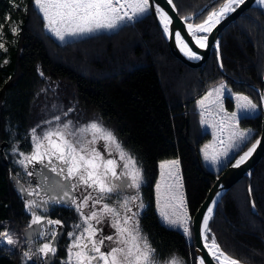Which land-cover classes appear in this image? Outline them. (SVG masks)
<instances>
[{
    "label": "trees",
    "instance_id": "trees-1",
    "mask_svg": "<svg viewBox=\"0 0 264 264\" xmlns=\"http://www.w3.org/2000/svg\"><path fill=\"white\" fill-rule=\"evenodd\" d=\"M11 1L0 0V19L10 12L19 20L15 40L7 41V52L0 51V143H8L5 160L10 163L6 150L23 142L35 117L51 108L48 95L66 110L73 108L71 113L77 119L97 117L114 129L142 164L140 195L145 206L140 223L154 246L163 253L175 251L187 264H196L193 236L187 239L180 230L163 226L157 215L159 162L169 158L179 161L192 216L218 174L201 160L200 148L211 134L201 127L196 100L211 85L224 81L232 91L248 95L260 107L259 93L252 85L263 86L264 9H248L221 32L222 71L215 51L203 67H191L175 57L153 8L147 17L118 29L60 41L45 29L33 0H24L23 8L16 10ZM209 1L173 3L178 14L185 16ZM212 6L194 21H202ZM50 85L56 87L50 89ZM225 103L232 108L230 97ZM241 117L240 126L253 129L246 146H241L243 151L260 132L261 113ZM8 172V164L0 156V224L17 226L19 198ZM67 218L62 219L65 235L79 223ZM209 227L221 249L232 258L264 264V154L251 170V177H242L225 193ZM0 264H21V260L18 253L0 246ZM53 264L63 263L58 259Z\"/></svg>",
    "mask_w": 264,
    "mask_h": 264
},
{
    "label": "snow or ice",
    "instance_id": "snow-or-ice-1",
    "mask_svg": "<svg viewBox=\"0 0 264 264\" xmlns=\"http://www.w3.org/2000/svg\"><path fill=\"white\" fill-rule=\"evenodd\" d=\"M167 3L173 10L176 9L173 0H167ZM243 3L245 0H223L222 3L214 0L212 10L201 22H187L192 18L184 17L187 34L194 45L200 49L207 48L208 34ZM256 3L264 7V0H256ZM153 4L155 0H33V7L42 15L45 29L60 41H65L67 37L90 36L118 29L127 22L150 15ZM215 4H219V7H215ZM155 13L163 34L174 40L188 59H202L181 32L174 29L173 19L168 12L156 5ZM10 19V15H6L5 20ZM18 31V27H10L13 35ZM3 38V24H0V41ZM215 47L219 49V42ZM0 50L7 52L3 42H0ZM3 63L7 64L8 60L5 59ZM220 66L223 67L222 64ZM37 70L41 76L44 75L39 68ZM226 94L230 95V90L221 81L199 101L201 123L213 128L214 139L221 140L217 132L227 134L229 148L242 151L241 145L246 146L251 130L240 131L238 120L242 118L241 114L255 112L258 105L248 96L236 95V111L229 113L224 107ZM259 99L264 103V93L259 95ZM72 111L71 107L64 110L53 103L50 118L42 120L30 130L34 147L29 154L19 151L18 146L12 144L11 151L13 155H19L17 163L28 177L35 176L30 165L34 168L35 164H42L44 169L41 170L37 188L31 187V181L27 182L28 187L21 185L19 188L31 213V223L28 225L31 231L25 230L22 242L5 224H0V228L5 229L0 231V246L8 251L19 247L21 264L38 260L41 255L45 261L55 255L54 241L63 225L60 220L48 219L44 214L48 212L49 204H62L74 208L80 221L68 233L71 243L66 246L67 258L63 264H187L175 251L163 253L154 246L140 223L145 205L140 195L144 177L139 158L102 121L81 123L64 119ZM5 131L10 129L6 128ZM260 143V140H256L233 166L239 167L244 163ZM208 148L205 145L203 150L205 160L219 163L218 155H209ZM223 155L228 157L229 150L225 149ZM178 166L179 161L173 160L162 163L160 168L178 169ZM49 172L54 173L55 177L50 176ZM171 175L170 171H162L161 183L156 186L161 223L167 228L182 229L183 234L191 238V217L183 197L182 183L178 174L175 184L166 183V178ZM38 189H43V196ZM34 195L36 199H27ZM216 203V200H212L213 206L207 207L202 216L201 236L207 256H198V264H211L212 261L215 264H240L221 249L215 235L209 238V221ZM106 227L109 229L107 232ZM38 236H43L46 242L33 251L30 245ZM24 247L28 250H23Z\"/></svg>",
    "mask_w": 264,
    "mask_h": 264
},
{
    "label": "water",
    "instance_id": "water-1",
    "mask_svg": "<svg viewBox=\"0 0 264 264\" xmlns=\"http://www.w3.org/2000/svg\"><path fill=\"white\" fill-rule=\"evenodd\" d=\"M214 4V0L209 1L206 3L201 9L196 11L195 13L191 15H185L180 16L178 14L177 9L173 10L171 5L167 3V0H155V4L152 6L155 9L156 5H159L162 7L173 19V27L175 30H178L181 32V35L185 38L186 41L189 42V46L193 48V51L197 52L202 59L200 60H190L188 59L177 47L174 40L168 39L164 34V37L166 38V41L168 43L169 49L171 53L177 57L179 60H181L183 63L191 66V67H202L205 65L206 61L208 60L209 56L211 55L212 51L216 50L218 55V61L219 65L222 64L221 62V56H220V46L217 50L215 47V44L219 42L220 44V34L224 30L225 27H227L229 24L234 22L242 13H244L246 10L252 7H261L259 4L256 3V0H245V3L241 4L236 10L232 13H230L226 18L222 19L219 24L216 25V27L212 30L210 34H208V47L204 49H200L194 45V42H192L191 37L187 34L186 31V25L187 22H193L195 17L199 14H201L205 9H208ZM219 7V5L217 6ZM156 14V13H155ZM157 17V16H156ZM184 17H191L192 19L190 21H185ZM207 17V16H206ZM158 20V17H157ZM159 23V20H158ZM161 27V26H160ZM162 28V27H161ZM221 67V66H220ZM222 68V67H221ZM263 87L262 89H258L256 86H253L257 89L258 92L264 93V76L262 78ZM261 131L257 138V140H260L261 143L257 146L255 151L245 160L244 163H242L239 167H234L233 165L236 163V160L239 159L241 155H243L244 151L240 156L233 159V161L227 165L225 168L221 169L219 174L215 177L213 183L211 184L210 188L208 189V192L203 199V201L200 203L198 208L196 209L195 213L192 216L191 219V228H192V234H193V243H194V252L196 257L198 256H207V250L203 247V238L201 236V229H202V216L206 213L207 207H212L211 204L212 200H216L217 203L213 207V213L215 212L216 206L223 197V195L243 176H250L251 177V169L259 162L261 157L264 154V103L261 102ZM256 143V141L254 142ZM252 146V145H251ZM250 146V147H251ZM1 158L4 160L5 156L2 151L0 150ZM11 179L13 180L15 190L20 194L19 188L22 185L13 175L11 176ZM219 194V195H217ZM36 226H33L35 228ZM28 229V227L26 228ZM25 229V230H26ZM24 230V233H25ZM28 231H31V229H28ZM62 236V231L59 232V235L54 241V244L56 246V253L55 255H51L46 262L50 263L53 258L57 254L58 250V244L60 241V238ZM237 260V259H236ZM239 261V260H238ZM240 264H246L241 261H239ZM198 264V259H197ZM211 264H215L214 261L211 262Z\"/></svg>",
    "mask_w": 264,
    "mask_h": 264
},
{
    "label": "rangeland",
    "instance_id": "rangeland-1",
    "mask_svg": "<svg viewBox=\"0 0 264 264\" xmlns=\"http://www.w3.org/2000/svg\"><path fill=\"white\" fill-rule=\"evenodd\" d=\"M211 1V0H210ZM23 2H24V0H12L11 1V5H12V8H13V10H16V9H18V8H23V6H24V4H23ZM223 2V1H222ZM221 2V3H222ZM18 5V7H14L13 5ZM219 5V4H218ZM217 5V6H218ZM216 6V7H217ZM152 8H153V10H154V13H155V9H154V7L152 6ZM261 8V7H260ZM250 9V8H249ZM262 9H264V8H262ZM212 10V9H211ZM210 10V11H211ZM247 11V10H246ZM6 15H10V17H11V19L10 20H5V17H6ZM156 15V14H155ZM188 15H191V14H188ZM156 19H157V17H156ZM157 22H158V20H157ZM195 22V21H194ZM201 22V21H200ZM195 23H199V22H195ZM0 24H3V33H4V38H3V40L2 41H0V42H3L4 44H5V47L7 48V41L8 40H10L11 42L12 41H14L15 40V38H16V35L17 34H15V35H13L11 32H10V27H12V26H16V27H18V29H19V20H18V18L17 17H12V15H11V13L10 12H8V13H6L5 14V16H4V19L3 20H1L0 19ZM159 24V23H158ZM160 26V25H159ZM161 28V27H160ZM161 30H162V28H161ZM163 33V32H162ZM54 36V35H53ZM55 37V36H54ZM56 38V37H55ZM67 38H70V37H67ZM66 38V39H67ZM57 39V38H56ZM166 39V38H165ZM58 40V39H57ZM0 51H3V50H0ZM215 52H216V54H217V51L216 50H214ZM4 52V51H3ZM213 52V51H212ZM217 58H218V55H217ZM218 65H219V61H218ZM203 67V66H202ZM219 67H220V65H219ZM220 69L222 70V71H224L223 70V67L221 68L220 67ZM264 76V75H263ZM224 82V81H223ZM219 83V82H218ZM218 83H215V84H213V85H211L208 89H207V91L203 94V95H201L200 97H198L197 98V100H196V106H197V109L199 110V114H200V123H201V109H200V107H199V101L201 100V99H203V97L207 94V92L208 91H210L214 86H216ZM225 83V82H224ZM226 84V83H225ZM227 85V84H226ZM262 85H263V83H262ZM54 86L56 87V85H50V89L51 88H54ZM253 86H256V85H252V87ZM227 87H228V89L230 90V95H228V94H226V97H230L231 99H232V101H233V105H232V108L231 109H229V108H227L226 107V103H225V99H224V106L227 108V111L229 112V113H231V112H233V111H236V107H235V105H236V101H235V96L236 95H244V96H248V95H246V94H244V93H241V92H234V91H232L231 89H230V87L227 85ZM258 89H262V88H260V87H258V86H256ZM263 87V86H262ZM48 88V87H47ZM254 88V87H253ZM49 89V88H48ZM256 91H257V89L256 88H254ZM258 92V91H257ZM259 93V95H260V92H258ZM48 97H50L49 98V103H50V106L53 104V102H54V97H52V96H50V95H48ZM249 97V96H248ZM51 98H53V99H51ZM250 98V97H249ZM251 99V98H250ZM253 102H255V101H253ZM62 103V102H61ZM255 103H257V102H255ZM59 105H60V103H59ZM257 105H258V103H257ZM60 106H62V104L60 105ZM260 107H261V101H260ZM260 107H259V105H258V108H257V110L255 111V112H252V113H247V114H241V116H253V115H256V114H258L259 112L261 113V111H260ZM62 108L64 109V110H66V108H64L63 106H62ZM73 113H69L68 114V116L66 117V118H64V119H71V120H73V121H79V122H81V123H85V122H90V121H93V120H99V121H101L100 119H98L97 117H86V118H82V116H81V118H75L73 115H72ZM44 115V116H43ZM46 115V116H45ZM50 115H51V108H49L48 110H46V111H41L39 114H38V116H36L35 117V119H34V122H32L31 124H30V127H29V130H28V136L26 137V138H24V140H23V142H15V144L18 146V148H19V151H22V152H24L25 154H29L32 150H33V144H32V140H31V134H30V130L33 128V127H35L37 124H39V123H41L42 122V120H44V119H46V118H50ZM261 118H262V114H261ZM240 119V118H239ZM104 123V122H103ZM238 123H239V121H238ZM104 125L106 126V127H108V128H110L111 130H113L114 131V129L110 126V125H107V124H105L104 123ZM44 127H47V125H45ZM201 127H202V129L204 130V131H207V132H209V131H211L212 132V134H213V128L212 127H210V125H206V124H203V123H201ZM238 128H239V130L240 131H248V130H251V134L253 133V129H251V128H247V127H242V126H240V124H239V126H238ZM39 131V130H38ZM260 131H261V128H260ZM114 133H115V131H114ZM211 134V133H210ZM259 134H260V132H259ZM259 134H258V136H259ZM115 135H116V133H115ZM117 136V135H116ZM258 136L253 140V142L245 149V150H243L240 154H238L237 156H235V154H236V152L239 150H237L230 158H229V156L230 155H228V157H225L224 155H223V152H224V150L225 149H228L229 150V152L231 151V149L229 148V145H228V142H227V139H226V137H227V134L225 135V137L223 136V135H221L220 134V137H221V140H223V143H221V140H217V139H214V136L212 137V135H211V137H212V139H211V137H210V139L206 142V143H204L202 146H201V148H200V151H201V158H202V162L205 164V166L207 167V168H209V169H211V170H213V171H215V172H218V174H219V172L221 171V169H223V168H225L227 165H229L232 161H233V159H235V158H237L238 156H240L244 151H246L248 148H250V146L257 140V138H258ZM118 138V137H117ZM249 138V137H248ZM119 139V138H118ZM120 140V139H119ZM121 141V140H120ZM217 144H219V146L217 145ZM205 145H208L209 146V148H208V152H209V155H218V158H219V163H212L210 160H205V158H204V147H205ZM225 145V146H224ZM125 146V145H124ZM242 146V145H241ZM11 148H12V146H10L7 150H6V152H7V154H9V157H10V159H9V161H10V163L11 164H13L14 165V170H10L9 172H8V174H9V178H11V176L13 175L17 180H18V178H20L21 176L20 175H22V174H24L25 175V173H24V170H23V168L21 167V165H19L18 163H17V160H19L20 159V157H19V155L18 154H16V155H13V153H12V151H11ZM4 153V152H3ZM1 156V155H0ZM4 156H5V159H6V155H5V153H4ZM8 157V158H9ZM229 158V159H228ZM3 160V159H2ZM173 160H177V159H174V158H169V159H165V160H162V161H160L159 162V169H158V177H157V180H156V182H155V208H156V212H157V215H158V217H159V220L161 221V217H160V215H159V205H158V203H157V194H156V186H157V184H160L161 183V173H162V171H164V172H171L172 173V175H171V177H167L166 178V183H168V184H175V177H176V175L178 174L179 175V177H180V182L182 183V192H183V197H184V199H185V193H184V186H183V182H182V175H181V170H180V164H179V166H178V169H164V170H162L161 168H160V165L163 163V164H166V163H168V162H171V161H173ZM226 160H228L223 166H222V164H223V162L224 161H226ZM7 162V161H6ZM8 163V162H7ZM222 166V167H221ZM31 167V165L29 166V168ZM253 169V168H252ZM251 169V170H252ZM11 173V174H10ZM217 174V175H218ZM216 175V176H217ZM18 177V178H17ZM244 177V176H243ZM248 177H250V176H248ZM12 181V180H11ZM19 181V180H18ZM162 191L164 190L163 188L161 189ZM16 191V190H15ZM17 192V191H16ZM18 193V192H17ZM17 195H20L19 193L17 194ZM225 195V194H224ZM223 195V196H224ZM222 199V198H221ZM185 201H186V199H185ZM220 202V201H219ZM218 205V204H217ZM217 207V206H216ZM188 209V208H187ZM169 211H171V209H169ZM188 213H189V211H188ZM214 214V213H213ZM189 216L191 217V219H192V216H191V214L189 213ZM78 220H79V218H78ZM80 222V221H79ZM16 223H13V224H9V223H7V224H5L6 226H8L7 228L13 233V234H15V235H17V236H19L20 237V239H21V241L23 242V240H24V238H23V236H22V230H23V226L25 225V224H23V225H20V224H18L17 226L15 225ZM20 226H22V227H20ZM27 226V225H26ZM64 226V225H63ZM189 227H190V230L192 231V228H191V222H190V224H189ZM5 230V229H4ZM72 230V229H71ZM71 230H69V232H71ZM178 230H180L181 232H182V234H183V231H182V229H178ZM3 231V230H2ZM60 231H62V234H63V228L62 229H59V232ZM105 231L107 232V231H109V229L106 227L105 228ZM68 232V233H69ZM184 235V234H183ZM213 234H211V233H209V238H211V236H212ZM185 236V235H184ZM192 236H193V234H192ZM187 239H190L189 237H187V236H185ZM35 243V242H34ZM71 243V241L69 242L68 240H66L64 243H63V246H61L60 248H61V255L60 256H66V258H67V248H66V246H68L69 244ZM60 245V243L58 244V246ZM8 247H11V246H8ZM38 247V244H34V245H32V250L33 251H35V249ZM24 250V249H23ZM58 251V250H57ZM13 252H16V253H18V257H19V259L21 260V255H20V252H21V249L19 248V247H17ZM42 256V255H41ZM65 258V259H66ZM233 259H235V258H233ZM238 260V259H237ZM29 261H27V263H28ZM196 264H197V257H196Z\"/></svg>",
    "mask_w": 264,
    "mask_h": 264
},
{
    "label": "flooded vegetation",
    "instance_id": "flooded-vegetation-1",
    "mask_svg": "<svg viewBox=\"0 0 264 264\" xmlns=\"http://www.w3.org/2000/svg\"><path fill=\"white\" fill-rule=\"evenodd\" d=\"M8 146V143L6 141H2L0 143V150L2 149V151L4 152ZM6 164H8V168H9V171L10 170H14V165L11 164V163H7L6 160L4 159L3 160ZM44 169V165L42 164H35L34 165V168L33 166L30 167V170H33L35 172V176L34 177H28L26 174H22L20 175L21 177L18 178L19 182L24 185L25 187H28L29 184L27 182L31 181V187L32 188H37V181H40L41 179V175H42V171ZM11 174V173H10ZM50 176L52 177H55V174L54 173H51L49 172L48 173ZM12 179L10 178V181ZM12 183V187L15 191V187H14V183H13V180L11 181ZM40 191V195L43 196L44 195V191L43 189H38ZM16 192V191H15ZM16 194H18L16 192ZM18 198H19V201L17 202V208L19 209V224L20 225H23V230H22V236L23 238L25 239V236H24V230L28 227V225L31 223V213L27 210V207H26V199L25 198H22L23 195H17ZM37 197L34 195V196H30V197H27V199H36ZM48 212L45 213L44 215L46 216V218L48 219H53V220H60L62 225H63V221L62 219L67 218V219H71V221H75L78 219V214L75 212L74 208H69V207H65L63 206L62 204H49L48 205ZM79 221V220H77ZM27 225V226H26ZM63 228V234L60 238V245L58 246V251H57V254L56 256L53 258V260L50 262V263H47L45 261V258L42 256L39 257V259H33V260H30L27 264H53L55 263L58 259H60V262H64L66 259V256H60L61 255V246H63V243L68 240L69 242L71 241L70 238H69V235H65V226L62 227ZM40 231H45V229H40ZM73 231V228L72 230ZM35 242V243H34ZM45 241L44 237L43 236H38L37 238H35L32 242H31V247L32 245L34 244H38V246H41ZM24 250H28L27 247H24Z\"/></svg>",
    "mask_w": 264,
    "mask_h": 264
},
{
    "label": "crops",
    "instance_id": "crops-1",
    "mask_svg": "<svg viewBox=\"0 0 264 264\" xmlns=\"http://www.w3.org/2000/svg\"><path fill=\"white\" fill-rule=\"evenodd\" d=\"M225 107V106H224ZM225 109L227 110V108L225 107ZM219 117H216V119H218ZM211 119V118H210ZM239 121V120H238ZM238 126H239V123H238ZM211 127V126H210ZM208 131V130H207ZM210 133H211V135H212V137H213V134H212V132L211 131H209ZM225 135L226 134H223V136L225 137ZM217 136H220V133L219 132H217ZM212 137H211V139H212ZM226 139H227V137H226ZM218 146H219V144H217ZM225 146V145H224ZM238 149H231V151L229 152V158L237 151ZM200 155H201V151H200ZM228 158V159H229ZM201 160H202V158H201ZM228 160H226V161H224L223 162V164H222V166L227 162ZM221 166V167H222Z\"/></svg>",
    "mask_w": 264,
    "mask_h": 264
},
{
    "label": "bare ground",
    "instance_id": "bare-ground-1",
    "mask_svg": "<svg viewBox=\"0 0 264 264\" xmlns=\"http://www.w3.org/2000/svg\"><path fill=\"white\" fill-rule=\"evenodd\" d=\"M206 16H207V15H206ZM206 16H205V18H206ZM205 18H204V19H205ZM194 20H195V19H194ZM194 20H193V22H192V23H195V22H194Z\"/></svg>",
    "mask_w": 264,
    "mask_h": 264
}]
</instances>
